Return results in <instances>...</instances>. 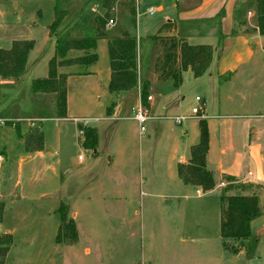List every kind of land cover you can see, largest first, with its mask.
Returning <instances> with one entry per match:
<instances>
[{
    "label": "rangeland",
    "instance_id": "374dc122",
    "mask_svg": "<svg viewBox=\"0 0 264 264\" xmlns=\"http://www.w3.org/2000/svg\"><path fill=\"white\" fill-rule=\"evenodd\" d=\"M124 1L127 5L123 3L112 12L115 24L108 28L112 31L128 27L139 40L140 73L150 79L146 81L150 87L153 85L149 95L154 97L151 102L157 104L156 111L150 112L153 118L145 124L144 132H140L131 111L125 119L115 120H104L99 108L89 114L91 107L86 94L90 91L84 85L71 87L75 95L71 102L72 119L55 121L54 95L35 99L31 90L35 70L46 61L43 55L51 46L46 39L55 20L57 0H0V49L9 50L15 41L24 40H34L37 45L18 88L12 87L8 80L0 81V203L4 205L0 236L13 237L5 264H264L263 204L262 215L251 223L258 247L256 255L250 258L246 254L247 241L230 242L238 254L224 247L220 203L221 194L258 198L261 195L264 203V183H234L229 177H218L217 181L230 182L218 194L199 198L195 189L190 188L186 199L188 187L182 183L180 188L185 190L182 192L166 168L169 137L175 132L182 139L183 130L191 132L189 127L195 118H205L206 103L213 139L208 169L218 173L217 162L222 160L224 169L237 162L233 171L240 172L242 177L250 169L256 170L244 147L255 129L264 130V95L253 98L254 86L250 87L251 82L247 85L243 76L230 82L227 75L219 82L208 74L195 78L191 71L183 73L179 88L166 94L171 80L163 74L160 64L173 41L166 33L161 34L155 41L156 48L152 38L167 19L176 15L172 4L166 0L163 3L147 0L137 10V0ZM59 2L61 10L70 15L63 23L69 18L77 26L73 36L94 35L93 29L86 26L98 14V7L91 11L95 3ZM247 4L257 10L255 0L240 1L238 24L245 21ZM150 9H154L153 15ZM210 27L205 22L186 25L180 36L191 45H209L217 39ZM202 33L207 36L202 37ZM157 49L161 52L160 59L153 69ZM262 62L264 67V59ZM47 69L46 66V71L36 78L46 77ZM243 69L248 68L242 66L241 72ZM105 90L107 99L102 95L101 103L107 113L112 95L108 88ZM229 96L234 100H227ZM196 97L201 99L200 103ZM195 109H199L197 117H189ZM39 116L45 120L28 122L29 118ZM181 116L188 117L181 125L165 118ZM74 117L79 120L74 121ZM28 124L30 128L25 135L34 128L43 133L42 157L26 153L22 133ZM84 124L98 130L96 153L82 147L79 126ZM260 135L256 144L264 149V132L255 139ZM230 143L235 151H223ZM237 153L241 156L238 160ZM248 176L252 178V173ZM166 189L170 191L168 194ZM166 194L174 197L166 198ZM164 206L169 209L166 213ZM189 207H195V212L187 210ZM60 211L75 221L78 232L75 245L56 242L62 223ZM182 235L193 237V241L180 242Z\"/></svg>",
    "mask_w": 264,
    "mask_h": 264
},
{
    "label": "trees",
    "instance_id": "16d2710c",
    "mask_svg": "<svg viewBox=\"0 0 264 264\" xmlns=\"http://www.w3.org/2000/svg\"><path fill=\"white\" fill-rule=\"evenodd\" d=\"M120 0H96L98 14L91 21L93 36L75 37L76 28L62 30L63 21L69 15L61 10L57 1L55 8V20L49 27L50 37L56 39L54 56L48 63L46 77L32 81V93L35 96L45 94L55 97L56 119H67V78L68 75L60 74L59 69L72 65L91 66L99 61L98 46L103 40L108 41V54L111 69L109 92L113 96L111 104L107 108V115L111 116L117 106L119 95L132 91L139 86V58L138 38L127 31L112 34L108 28L109 20L115 5ZM134 1V0H130ZM257 3L258 26L264 35V0H255ZM247 9L252 8L248 6ZM239 12V11H238ZM236 12V18L238 15ZM133 24L136 23L134 20ZM174 22L164 23L158 30V35L153 39L157 41L161 34L176 31ZM220 37V41H221ZM170 49L165 51L163 61L160 64L163 74L171 80L173 87L179 88L183 83V73L191 71L195 78L204 76L214 59L216 48L211 45H191L184 38L172 37ZM35 48V41H15L9 50L0 49V79L18 80L24 76L29 54ZM75 51L79 55L73 59L68 58V53ZM158 68V66H157ZM150 90L148 82L141 86L142 102L146 104ZM35 129V130H34ZM24 137L26 153L43 152L45 149L43 133L34 128ZM83 131L82 147L93 150L96 153L98 146V131L96 128L80 125ZM200 140L198 144L190 148V160L187 164H179L177 174L179 179L187 186L200 188L204 193L216 188V177L207 168V156L210 150V131L206 119L199 117ZM234 181V178H229ZM221 203V236L225 240L224 247L237 252L231 245V241L248 242L246 254L253 258L258 247V238L254 236L251 223L262 215L259 198L256 195L235 194L220 195ZM4 212V205L0 203V221ZM62 214V223L56 239L58 245H75L78 241V232L75 221L68 219L67 214ZM227 241V242H226ZM13 245V237L10 234L0 236V264H5V257Z\"/></svg>",
    "mask_w": 264,
    "mask_h": 264
},
{
    "label": "crops",
    "instance_id": "0c3cea01",
    "mask_svg": "<svg viewBox=\"0 0 264 264\" xmlns=\"http://www.w3.org/2000/svg\"><path fill=\"white\" fill-rule=\"evenodd\" d=\"M88 1L91 2L90 5L95 3V7L91 8V11L95 12L96 8L98 7L96 0H88ZM143 1H147V0H137V10H138V6H140L141 2ZM156 1L161 2V3L165 2L162 0H156ZM240 1L242 0H166V3L170 2L172 4V8L175 11L176 15H174L171 19H167L165 23L174 22L177 24L176 31L172 33H167L166 36L183 38L182 36H180L183 26H186V25L195 26V25H199L200 22L202 23L205 22L206 24H209L211 26L210 30H212L213 35L217 34V39L214 43L209 44L213 46L214 48H216V50H215L212 65L210 66L206 74H208L210 77L215 76L219 82H221V80L224 79L223 77L227 75L229 76L226 78H229L230 82L237 80L240 76H243V78L247 81L246 83L247 85L251 82L250 87L254 86V89H255L254 94L256 96H254L253 98H257L259 95H264V74H263L264 67L262 65L263 63L262 59H264L263 57L264 35H262L260 32V29L257 23V14H256L257 10L254 9V7L246 9L249 11L244 16L245 21L241 22V24H238V21L236 18V12H238L237 7ZM123 3L127 5L126 3L128 2L124 0H120L115 5L113 11H116L117 7H120V5ZM160 9H163V6H160ZM150 10H154V9H150ZM68 19H66L67 21V22L65 21L66 23H63L62 30L66 31L70 28H77V26L75 27L73 22L71 20L69 21ZM92 19H89L90 21L86 26L87 28L91 27ZM186 29H190V27H187ZM120 31H127L130 34L134 35V33L131 32L128 29V27L126 28L122 27L120 29H115V30H112L111 32L112 34H118ZM206 33L204 34L202 33L201 36L206 37L207 36ZM155 36H153V38ZM220 37H222L221 41H220ZM186 40L188 41L187 38ZM46 41H51L50 42L51 46H50V49L46 51L43 55L46 61H44L43 64H40L39 69L35 70L36 71L34 75L35 79H38L36 77L40 76L42 73L46 71V66L48 68V63L55 53L56 39L53 37H50L49 31L47 34ZM153 42H154L155 47L157 48L158 46L156 45L154 39H153ZM36 47L37 45L35 43L34 50L36 49ZM31 53L29 54V57H28L25 73L28 71L29 66H30ZM101 53H102V56H101ZM160 53L161 52L158 50V55L154 59L153 69L155 68L157 64V61L160 59ZM98 55H99L100 60L94 65H91L88 67L81 66V65H72L69 67H64V68L59 69L60 74L68 75V78H67L68 117L67 119H55V121H68L72 119L71 102L75 100V95L74 96L72 95L71 87L74 85H77V86L84 85L85 88L89 89L90 93L88 94L85 93L86 100L90 103V107H91L89 114H92L95 109L99 108V110L100 109L102 110V113H103L102 116H104L103 117L104 120L125 119V116L129 114L131 109L134 107H137L140 103H142L146 108H148L150 112L153 114L157 109V104L156 103L154 104V102H150V103L148 102L147 104H144L141 98V86L146 81L149 82L150 79H148L147 77L144 78L142 74L140 73L141 72V67H140L141 61L139 57V40H138V58H139V74H140L139 86L132 91L119 95L117 106L114 109L113 115L111 116H108L106 111H103V109H105L106 106L104 103H101L102 95L105 100L107 99V94H105L106 92L105 88H109V83L111 80V69H110V63H109L108 41L107 40H103L99 43ZM76 56H78V54L75 51H70L68 53L69 59H73ZM242 66H245L248 69H245V70L243 69L244 71L241 72ZM34 68L35 67H32V69ZM23 77L24 76H22L18 80H8V81H10L12 87L18 88L19 83L23 79ZM255 78L258 81L254 82L253 79ZM1 80L2 79H0V81ZM172 88H175V87H173L172 83H169L166 88V94H170V89ZM234 89H232V91ZM152 90H153V85H151L149 92H152ZM44 96L46 95L41 94V95L35 96L34 98L39 99V97H44ZM111 97H112L111 98V102H112L113 96ZM232 99L234 100V97L232 96L231 97L229 96L227 98V100L229 101H232ZM153 100H154V97H153ZM203 101L205 103L204 99ZM204 116H205L204 119H206L208 122V119L206 117L207 116L206 115V103H205V115ZM29 119L30 120L28 122H31L33 120L34 121L36 120L37 122L41 120H45L41 116L36 117V118L31 117ZM78 120L79 119L77 117H74V121H78ZM89 120L93 121V119H89ZM195 120H196L195 123L191 124V126L189 127L191 129V132L188 129L183 130L182 139L178 133L174 132V134H172L169 137L170 139L169 144L166 145V150H167L166 151V168L170 172L169 176L171 180L175 181L176 186L178 188L181 187L180 185H182L183 182L179 179L177 170L175 171L174 168L178 167L179 164H187L189 162L190 157H191L190 148L194 146L196 140L200 139L199 118H195ZM208 125H209V130H210V150L207 156V166H208V163L210 162V155L212 153V143H213L210 122H208ZM29 128H30V124H28V127L25 129V131L22 134L25 135V133L28 132ZM262 132H264V130L255 129L253 133L251 134V136L249 137L248 145L243 143L247 145L244 148H247V152L249 154L248 161L250 163L252 162L255 165V169L257 170L256 171V170L250 169L248 171V173L250 172L252 173V178L248 176V173L242 177L243 174H241L240 172L233 171L235 169L234 166L236 165L237 162L235 163V165L229 166L228 169H224L223 162L222 160H220L219 162H217V165L219 166L217 170H218V173L220 174L218 175L216 171L210 170L211 172H213V174L217 178L216 188L213 191L204 193L198 187L186 185L188 187L186 190V193L187 192L188 193L187 195L186 194L184 195V198L186 199L189 198L188 194H190V191H191L190 188L195 189V193H197L199 198H203L209 194H218V192L222 191V189L226 188L230 183L226 181L224 182L223 180L217 181L218 177H223V176L234 178V183H240V182H248V183H255V184L264 183V149H262L260 146L256 144V142L259 141L261 135L255 139V137L259 133H262ZM228 149L235 151L234 145L232 143L227 144V146L224 147L223 151L228 150ZM34 154H36L37 157H42L44 152H35L33 153V155ZM239 157H241L240 154H238L237 160L239 159ZM173 170L175 172V176L172 172ZM226 183H227V186H226ZM180 190L182 192L185 191L182 188H180ZM169 192L170 191L166 189V193L168 194ZM167 194H166V198L174 197V196L167 195ZM162 197H165V195ZM261 198L262 196L259 195L260 205L262 203L264 206V203L262 202ZM162 208H164L163 209L164 213H166V210L167 211L169 210L165 206ZM189 209L195 212L196 208L189 207L187 210ZM165 220H166V217H165ZM166 224L169 225L168 222ZM179 241L184 242V243L188 241H193V237H190L188 235L187 236L182 235L180 236Z\"/></svg>",
    "mask_w": 264,
    "mask_h": 264
},
{
    "label": "built area",
    "instance_id": "2783aa9c",
    "mask_svg": "<svg viewBox=\"0 0 264 264\" xmlns=\"http://www.w3.org/2000/svg\"><path fill=\"white\" fill-rule=\"evenodd\" d=\"M154 10H149V13L151 15L154 14ZM115 24V21L113 19L109 20V23H108V26L110 25H114ZM197 102L200 103L201 99L199 97L196 98ZM148 101L151 102L153 101V97L152 96H149L148 97ZM131 112L133 113L134 117L133 119L135 121L138 122L139 124V127H140V132H144L145 131V124L150 120L152 119V115L150 113V111L148 110V108H146L142 103H140L137 107H134L131 109ZM199 113V109H195L193 111V114L189 117H197ZM166 119H169V120H172L175 124H178V125H181L183 123V121H185L188 117H184V116H181V117H165ZM83 131H81V135H83ZM143 136V135H142Z\"/></svg>",
    "mask_w": 264,
    "mask_h": 264
}]
</instances>
